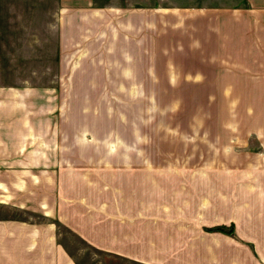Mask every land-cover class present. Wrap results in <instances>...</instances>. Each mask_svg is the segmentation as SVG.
<instances>
[{"label":"rangeland","instance_id":"obj_1","mask_svg":"<svg viewBox=\"0 0 264 264\" xmlns=\"http://www.w3.org/2000/svg\"><path fill=\"white\" fill-rule=\"evenodd\" d=\"M255 166L264 0H0V168L75 176L102 231L143 221L147 245L167 241L176 210L200 212L202 183ZM57 224L78 264H141Z\"/></svg>","mask_w":264,"mask_h":264},{"label":"crops","instance_id":"obj_2","mask_svg":"<svg viewBox=\"0 0 264 264\" xmlns=\"http://www.w3.org/2000/svg\"><path fill=\"white\" fill-rule=\"evenodd\" d=\"M250 169L256 170L250 178L238 179L240 172H235L238 177L228 184L213 183L218 189L202 183L201 210L188 215L191 222L178 220L187 213L176 210L172 228L165 232L167 241L161 244L154 238L145 245L143 221L133 225L126 221V233L121 231L120 237L102 231L96 199L75 192V176L65 183L62 177L52 176V170L33 174L0 168V204L32 213L0 217V264H78L59 240L58 222L87 242L95 244L103 237L105 250L141 264H264V168ZM199 177L204 181V174ZM215 177L221 179L219 173ZM112 217L113 211L103 217L105 227L112 226ZM229 222L234 224V234L202 226Z\"/></svg>","mask_w":264,"mask_h":264},{"label":"trees","instance_id":"obj_3","mask_svg":"<svg viewBox=\"0 0 264 264\" xmlns=\"http://www.w3.org/2000/svg\"><path fill=\"white\" fill-rule=\"evenodd\" d=\"M205 230H217V231H222V232H227V233H232L234 234V224L231 222V225H226L225 223H219V224H214L210 226H204Z\"/></svg>","mask_w":264,"mask_h":264}]
</instances>
